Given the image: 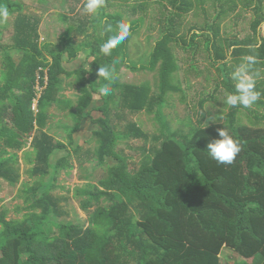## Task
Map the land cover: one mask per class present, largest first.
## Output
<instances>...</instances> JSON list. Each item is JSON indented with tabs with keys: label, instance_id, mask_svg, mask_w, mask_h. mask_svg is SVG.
Listing matches in <instances>:
<instances>
[{
	"label": "trees",
	"instance_id": "16d2710c",
	"mask_svg": "<svg viewBox=\"0 0 264 264\" xmlns=\"http://www.w3.org/2000/svg\"><path fill=\"white\" fill-rule=\"evenodd\" d=\"M122 1L129 4V0ZM156 1L141 0L130 9L135 13L138 8L146 10ZM207 1L160 2L166 10L161 18L164 32L147 65L152 71L160 66L161 93L155 100L151 87L123 85L120 80L114 94L103 97L100 87L105 81L97 75L100 66H111L117 59L118 76L128 67L130 42L139 33L144 19L130 22L131 38L114 49L112 56H106L100 48L115 33L102 35V21L92 19L90 14L85 12L81 22H75L63 36L61 45L55 47L42 42V18L26 14L25 5L20 2L0 0V6L7 5L13 18L0 26V183L2 180L11 186L20 183L19 153L30 139L34 154L31 176L41 181L24 190L25 201L31 204L33 212L19 220H10L8 209L0 212V264H222L221 255L226 249L246 261L240 264H264V115L260 111L232 107L226 122L206 125L201 121L186 134L162 124L167 130L162 132L164 139L154 137L161 144L152 150V155L144 150L145 158L136 173L130 170L128 159L116 150L121 136L110 120L112 109L120 105L135 115L154 114L169 94L180 92L173 85L178 66L171 45L196 54L204 41L220 66L223 82L203 100L202 109L216 102L220 88L228 94L235 92L232 72L241 57L258 54L264 61V39L259 32L264 23L263 1L256 7L254 34L243 41L224 38L223 23L239 9L237 0H217L213 5L217 10L213 21L208 19L204 26L192 27L190 39L180 34L178 21L199 8L207 12ZM254 1L249 2L248 8ZM101 15L114 26L126 21L120 12ZM66 18L73 21L74 17ZM92 24L97 29H91ZM10 25L12 31L8 30ZM76 38H84V42L78 45ZM249 45H256V52H250ZM86 52L91 53L87 58L89 62L92 60L90 68L87 63L86 67L69 72L65 65L78 62ZM257 67L264 68V63ZM77 72V112L71 113L76 125L70 144H75L79 128L92 121L99 125L93 132L98 142L97 158L102 163L110 158L117 162L109 168L108 177L98 184L88 182L75 189L82 209L88 212L94 208L89 213L88 228L74 223L57 224L51 219L53 215L64 214L61 199L53 196L52 190L60 173L75 166L71 164L73 153L69 144L52 134L53 116L47 109L58 107L63 112L74 109V103L64 95L65 78ZM40 79L46 90L39 100L40 111L35 113L32 107L38 100L36 86ZM257 90L264 91V79L259 80ZM96 97L102 100L100 107ZM254 106L263 109L264 98ZM243 110L250 112L246 115L249 123L243 122ZM94 111L102 116L97 119ZM224 127L244 145V151L232 165L220 164L207 151L208 144L220 138L219 129ZM129 130L145 142L149 140L150 136L138 124H132ZM60 152H65L61 159L57 158ZM56 230L58 233L54 235Z\"/></svg>",
	"mask_w": 264,
	"mask_h": 264
},
{
	"label": "rangeland",
	"instance_id": "374dc122",
	"mask_svg": "<svg viewBox=\"0 0 264 264\" xmlns=\"http://www.w3.org/2000/svg\"><path fill=\"white\" fill-rule=\"evenodd\" d=\"M25 5V13L32 16L35 14V10H39L40 14H45V25L42 28L43 40L47 43H52L55 47L60 45V40L65 35L66 28L63 26V22L58 15H64L76 13L73 15V25L75 22L80 21L85 13L86 0H15ZM162 0L151 2L146 10L138 8L136 13L133 12L134 5H139L141 0H129V4L124 3L122 0H107V7L102 9L98 15H91L92 19L102 21V13H115L120 12L125 15L127 22L134 20L144 19V22L138 31L134 35L132 42L129 46V59L128 67L121 70L119 80L123 85H135L138 87H151L153 89V98L158 100L160 96V66L152 71L149 69V55L152 53L156 43L160 40L162 33L164 32L163 21H161L162 15L166 10L162 7ZM217 0H208L205 10L199 8L192 13L185 15L178 22L180 23V34L188 36L190 39L192 27L204 26L208 19L213 21V18L217 15V10L214 8V4ZM233 1V0H231ZM261 1L255 0L253 5L248 8L251 0H237L239 9L235 13H231L230 17L224 21V38L240 39L241 41L253 35V24L258 18L257 8ZM250 2V3H249ZM167 6V2L165 3ZM264 5V4H263ZM129 6V7H128ZM221 4L218 6L220 9ZM171 10L169 6L168 12ZM42 16V15H41ZM69 16V15H68ZM163 20V19H162ZM10 22L13 18H10ZM93 25V24H92ZM97 29L96 25H93ZM12 31V25L9 26ZM262 31L264 35V23L260 28V38L263 39ZM83 39V38H81ZM58 40V41H57ZM80 40V39H79ZM83 41V40H82ZM203 41V40H201ZM171 49L175 55L178 72L175 75V85L179 87L180 92L171 93L165 98V102L155 109L154 114L142 113L132 114L124 111L119 105L118 109H112L110 113V120L113 127L117 130L118 135L121 136V141L116 147L119 154L128 159L130 170L134 173L138 172L141 163L145 158V151L152 155V150L158 148L161 142H155L154 137H160L162 132L167 133L162 124H167L172 130H182L184 134L189 133L190 129L195 126H199L201 121H204L206 125L214 124L217 122H226L227 117L231 112L230 106L226 105L224 101L227 98L228 92L220 88V92L216 97V102L212 101L205 109L201 108L203 100L208 99L216 90L218 85L223 82L222 74L219 72V67L213 60L212 54L207 51L204 45L196 54L194 51H186L183 47L177 45H171ZM90 52L81 55L78 62L75 64L65 65L69 70L73 72L78 71L83 66L86 67L87 63H90L87 67L90 68L92 60L89 62ZM0 59V66L2 64ZM145 67V68H144ZM193 67L196 70H193ZM137 68L138 70H135ZM76 75V74H75ZM70 85L75 83L78 88V72L77 76L66 78L65 82ZM18 95V93H15ZM71 94H67L68 96ZM99 101L97 106L100 107L102 100L100 97H96ZM96 106V107H97ZM70 110L69 112L60 111L58 107H49L47 110L53 116L50 120L53 129V136L63 142L69 144L70 151L73 153L71 158V164L75 166L74 169L64 170L60 173L56 187L52 190V195L61 199L60 207L64 213L62 216L53 215L52 221L57 224L74 223L89 227V213L94 211H84L81 206L79 198L75 197V189L79 186H83L88 182L98 184L101 180L108 177L109 168L117 164V162L110 158L105 163L100 162L97 158L95 151L98 148L97 139L94 137V130L99 129L97 123L88 121L86 125L79 128L77 135L75 136V144L71 145V134L76 123L72 116V112H77V109ZM35 108V110H34ZM252 110L260 111L261 115H264V110L254 105ZM32 110L35 113H39V105L34 103ZM244 115L242 119L244 123H249L248 111L243 110ZM93 115L98 119L102 116L101 113L94 111ZM258 118V117H257ZM254 121V120H253ZM255 122V121H254ZM132 124H138L144 133H147L150 137L147 142L142 138L136 137V134L130 132L129 126ZM11 125H13L11 123ZM162 141L164 137H160ZM32 139L28 141L26 148L19 153L21 163L22 178L17 186H11L6 181L0 183V212L8 209L10 211V220L23 219L27 213L33 212L30 205L25 201L24 190H28L30 187L36 186L41 183L39 178L31 176V170L34 166V154L31 147ZM78 151L76 152V149ZM145 150V151H144ZM27 154V157L25 156ZM65 156V152H60L57 158L61 159ZM27 185V186H26ZM103 205H107L104 203ZM58 231H54L53 234H57ZM1 257V253H0ZM222 264H240L246 262L243 258H240L236 253L230 249H226L221 255ZM253 263V262H250Z\"/></svg>",
	"mask_w": 264,
	"mask_h": 264
},
{
	"label": "clouds",
	"instance_id": "9594fccd",
	"mask_svg": "<svg viewBox=\"0 0 264 264\" xmlns=\"http://www.w3.org/2000/svg\"><path fill=\"white\" fill-rule=\"evenodd\" d=\"M107 7V0H86L85 12L90 15H98L102 9ZM11 18V12L7 5L0 6V26L6 25ZM104 26L102 35L115 33L102 44L100 51L106 56H112L113 50L127 42L132 36V25L126 21H120L115 26L107 18L102 20ZM250 52H256V45L248 46ZM120 63L117 59L111 66H100L97 75L105 83L100 87V95L109 97L114 94V87L119 82L116 65ZM264 63L258 54H248L241 57L232 72L235 83V92L227 95L224 103L230 107L251 108L254 104L264 98V91L257 90L259 80L264 79V68L257 65ZM219 139L208 144V153L212 159L220 164L232 165L237 157L244 151L243 143L236 139L227 128L219 129Z\"/></svg>",
	"mask_w": 264,
	"mask_h": 264
},
{
	"label": "crops",
	"instance_id": "0c3cea01",
	"mask_svg": "<svg viewBox=\"0 0 264 264\" xmlns=\"http://www.w3.org/2000/svg\"><path fill=\"white\" fill-rule=\"evenodd\" d=\"M73 12V11H72ZM69 13V14H64V15H58V18H60L61 20H62V22L64 23L63 24V26L64 25H66V26H64L65 28H66V32H65V34L67 33V31H68V29L73 25V21L72 20H70V21H68V20H66L67 18V15H69V16H71V17H74L73 15H76V13ZM35 14H38V16H36V15H32L33 17H40V18H45V16H46V13L45 14H40L41 13V11H40V8H39V10H35V12H34ZM42 15V16H41ZM45 23H46V20H44L43 19V23H42V26H41V34H42V28H43V26L45 25ZM91 29H93L94 27H93V25H91V27H90ZM63 36H64V34H63ZM80 38H76L75 39V41L77 42V44L78 45H80V44H82L83 42H84V38L83 39H80ZM83 40V41H82ZM58 41V40H57ZM42 42L43 43H45L44 42V40H43V34H42ZM60 42H62V39L60 40ZM59 42V43H60ZM47 43V42H46ZM52 44V43H51ZM55 45H56V43H55ZM54 45V46H55ZM60 45H61V43H60ZM81 55H84V53L83 54H81ZM77 63V62H76ZM75 64V63H74ZM66 65H68V64H66ZM68 69V68H67ZM68 71L69 72H71V73H74L72 70H69L68 69ZM73 76H77V75H75V74H73L71 77H73ZM68 78V77H67ZM66 79V78H65ZM67 94H71V95H69V98H68V96H66ZM64 95H65V97L68 99V100H70V101H72L73 103H74V106H77V101H78V88H77V85L75 84V83H71L70 85H68L67 84V81L65 82V92H64ZM74 106H73V108H74ZM75 109H77V107H75ZM71 110V108L68 110V112ZM263 110H264V108H263ZM264 114V113H263ZM264 123V122H263Z\"/></svg>",
	"mask_w": 264,
	"mask_h": 264
},
{
	"label": "built area",
	"instance_id": "2783aa9c",
	"mask_svg": "<svg viewBox=\"0 0 264 264\" xmlns=\"http://www.w3.org/2000/svg\"><path fill=\"white\" fill-rule=\"evenodd\" d=\"M262 36H263V39H264L263 31H262ZM48 81H49V79L47 77L46 78L47 85H48ZM45 90H46V88L42 87L41 79H40L38 86H36V92H38V100L35 101L36 104L39 105V100L42 99V96H43V93H44ZM34 110H35V108H34Z\"/></svg>",
	"mask_w": 264,
	"mask_h": 264
}]
</instances>
